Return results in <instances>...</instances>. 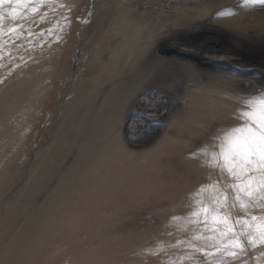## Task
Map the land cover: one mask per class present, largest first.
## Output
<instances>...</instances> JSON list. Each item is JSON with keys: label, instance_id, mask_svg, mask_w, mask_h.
Listing matches in <instances>:
<instances>
[{"label": "rangeland", "instance_id": "obj_1", "mask_svg": "<svg viewBox=\"0 0 264 264\" xmlns=\"http://www.w3.org/2000/svg\"><path fill=\"white\" fill-rule=\"evenodd\" d=\"M51 2L52 7L47 10L46 15L32 14L26 17L8 42L12 48L16 47L14 37L21 36L26 42L25 46L32 52V46L35 45L31 44L32 41L34 43L35 36L41 32L46 33L44 30L51 28L47 35L53 50L50 71L39 78H28L29 83L40 82L39 90L32 91L31 88L27 101L20 100L19 88L23 87L22 82L12 81L13 75L11 77L3 73V61H0V131L15 118L23 120V130L17 132L20 150L11 149L6 152V163L0 169V177L5 178L0 183V264H15L16 260L30 258L25 254V248L39 234L43 235L45 228H40L39 225L51 218L47 211L50 200L45 197V192L54 190V183L66 170H71L82 153L83 142L90 137L106 136V139L115 140L128 150L142 152L156 145L165 135L168 124L180 118L183 100L180 99L179 89L184 80L192 76L186 75L185 79L182 76L181 81L178 78L174 80L178 72L172 66L165 67L161 63L163 58L180 64L192 63L200 71L228 73L227 75L236 79H241L237 71H221L209 64L211 58L235 56L236 63L243 67L258 61L264 64V47L236 39L224 23L217 21L220 17L214 16L212 12V6L215 7L216 2L210 0ZM205 13L208 16H204ZM42 54L38 52L35 56ZM147 56L150 58L146 59ZM155 58L159 60L156 64ZM24 64L27 67L30 61L27 60ZM135 76L148 85L146 97L139 91L137 96L135 92L132 99L120 109L111 97L124 101L126 93L122 94L121 87L125 85L130 89ZM243 85L239 87L242 93L237 96L242 102L251 95ZM168 87L175 89L171 91ZM258 87L264 90V79ZM147 97H156L158 101H162L159 113H165L169 108V114L159 123H154L153 117L145 113L146 119L151 120V123L139 143L134 146L129 142L131 135L128 133V125H131V121L128 114L136 111V104L139 101L142 103ZM12 100L16 105L9 107ZM169 103L172 108L168 106ZM22 115L25 116L24 119L21 118ZM50 166L56 171L55 182L49 185L51 187L44 186L41 194H37V180L42 178V182L45 181L44 174L40 172ZM232 211L233 218L249 221L252 215H264V210L259 207H250L245 212L238 204ZM83 219L75 222V230L80 229V224L93 223V218ZM157 222L158 219L150 217H135L122 220L125 223L122 229L110 228L112 232L119 231L118 234L126 233L129 229H134L130 232H137L141 228L142 233L148 226L153 228ZM96 232V229L86 232V240L90 237L93 240ZM247 232L246 228L243 254L236 259L226 253L215 252L210 242L204 239L197 240L195 251L200 249L203 256H206V251L214 253V257L206 256L200 264H264V245L248 244ZM144 233L143 237L146 235ZM91 238L88 242L83 241L77 245L89 250L92 244H96L91 242ZM75 240L79 242L78 234ZM29 246L31 251L36 249L34 242ZM143 246L151 251L157 250V246L152 244L144 243ZM121 260L124 264H130L127 258L122 257Z\"/></svg>", "mask_w": 264, "mask_h": 264}, {"label": "bare ground", "instance_id": "obj_2", "mask_svg": "<svg viewBox=\"0 0 264 264\" xmlns=\"http://www.w3.org/2000/svg\"><path fill=\"white\" fill-rule=\"evenodd\" d=\"M210 1L216 2L212 12L214 16L220 17L217 21L224 23L236 39L264 47V6L245 7L244 0ZM51 4V0H29L23 6L12 4L0 8L3 16L0 20L1 69L8 76L13 75L12 81L22 82L23 87L19 88V93L23 101L29 98L31 88L37 91L41 87L39 81L29 83L28 78L44 76L53 61V50L47 36L51 28L35 36L34 43H30L31 46L35 45L32 46V52L25 46L26 42L21 36L14 37L16 47L12 48L8 42L26 17L32 14L46 15ZM13 8L16 13L10 15V9ZM38 52L43 54L35 56ZM149 58L147 56L146 59ZM235 58L229 55L212 57L209 64L221 71L235 70L241 79L231 77L228 73L200 71L192 63L180 64L163 58L161 63L165 67L176 68L178 73L174 80L178 78L181 81L182 76L185 79L186 75L192 77L184 80L179 89L180 99L183 100L180 118L168 124L165 135L152 148L137 152L128 150L115 140L106 139V136L90 137L82 143V153L71 170H66L59 180L54 181L56 171L51 166L42 170L40 173L44 174L45 181L43 183L42 178L37 180V194H41L44 186L53 185V182L56 185L54 190L45 192V197L50 200L46 210L51 218L39 225L45 228V232L35 237L33 242L36 249H29L33 242L25 248L24 252L30 258L16 260L15 264H124L122 257L127 258V261L129 259L130 264H179L181 261L183 264H200L206 256L195 251V236H205L207 232L203 231V223H196L190 214L197 199L205 204L210 202L214 195L211 184L221 180L232 182L226 174L222 177L220 171L209 164L202 150L211 145L212 139L218 137L224 129L240 123L235 118L237 109L244 106L237 99L242 93L239 87L244 84L246 91L254 94L261 91L258 85L264 79L263 62L248 63L247 67H243L236 63ZM27 60L30 65L26 67L24 63ZM157 61L155 58V64ZM142 82V79L135 76L130 89L125 85L121 87L122 94L126 93L124 101L113 96V102L121 109L135 92L136 95L141 92L146 97L147 84ZM168 88L171 91L175 89ZM162 103L156 97H147L142 103L139 101L136 104V111H130L128 115L131 125H128V133L131 135V145L136 146L150 126L151 120L146 119L145 113L153 117L154 123L168 116L169 108L165 113H159ZM14 104L13 100L10 101L9 107ZM168 106L172 108L171 103ZM22 121L15 118L0 131V169L6 163V152L11 149L20 150L17 132L23 130ZM4 179V176L0 177V183ZM201 186H207L206 190L201 192ZM230 214H233L232 209ZM88 217L93 218V223L80 224V229L75 230V222H79L80 218L85 221ZM135 217H150L158 219V222L153 228L144 226V232H147L142 231L146 234L144 237L141 228L138 230L140 234L138 231L130 232L134 230L133 227V230L121 234H118L119 231H111L110 226L122 229L125 225L122 220ZM200 219L203 221V216ZM94 229L97 230L96 237L93 240L90 238L96 244H92L89 250L78 246L83 241H89L85 233ZM76 234L79 242L75 240ZM144 243L157 246V250H149L143 246Z\"/></svg>", "mask_w": 264, "mask_h": 264}, {"label": "snow or ice", "instance_id": "obj_3", "mask_svg": "<svg viewBox=\"0 0 264 264\" xmlns=\"http://www.w3.org/2000/svg\"><path fill=\"white\" fill-rule=\"evenodd\" d=\"M28 2L0 0V8L12 4L19 7ZM249 5L264 6V0H244V6ZM15 13L16 9H10V15ZM243 105L237 109L235 116L240 123L224 129L218 137L212 139L211 145L202 150L209 164L218 169L222 177L226 174L232 182L221 180L211 184L214 195L210 202L205 204L197 199L190 214L196 223H203L204 232L210 233L207 236H195V239L213 242L211 246L215 252L226 253L233 259L243 254L246 228L248 244L264 245V215H252L249 221L233 218L230 214L237 204L245 212L250 207L264 210V90L245 97ZM206 187L201 186L200 191H205ZM205 255L214 257L212 251H206Z\"/></svg>", "mask_w": 264, "mask_h": 264}, {"label": "built area", "instance_id": "obj_4", "mask_svg": "<svg viewBox=\"0 0 264 264\" xmlns=\"http://www.w3.org/2000/svg\"><path fill=\"white\" fill-rule=\"evenodd\" d=\"M165 1V0H164ZM169 1V0H166V2ZM172 1V0H171Z\"/></svg>", "mask_w": 264, "mask_h": 264}]
</instances>
